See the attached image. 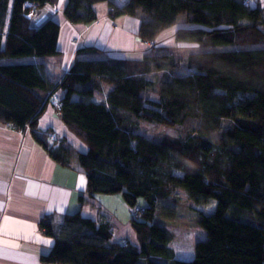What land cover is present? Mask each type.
<instances>
[{
  "label": "trees",
  "instance_id": "1",
  "mask_svg": "<svg viewBox=\"0 0 264 264\" xmlns=\"http://www.w3.org/2000/svg\"><path fill=\"white\" fill-rule=\"evenodd\" d=\"M58 1L0 0V60L60 54V23L49 19L36 27L31 20L37 9ZM243 1L67 0L64 13L73 23L94 22L95 5L106 3L112 17L141 19L144 42L186 13L192 27L177 29L178 42L235 46L190 52L186 64L193 71L186 74L177 73L173 55L155 50L141 60L76 58L58 81L39 61L0 62V123L29 128L53 159L69 166L74 149L56 131L40 134L38 128L47 106L57 109L59 95L57 111L87 146L76 154L88 197L121 194L132 210L144 207L140 217L131 213L139 245L114 241L111 223L81 211L66 214L57 227L46 217L40 226L55 244L41 255L43 262L264 264V13ZM153 72L162 77L150 78ZM105 85L106 98L96 100ZM156 85L158 98L145 97ZM189 119L195 127L185 138L157 141L138 132L142 121L175 126ZM177 188L195 204L205 232L192 259L177 258L173 231L157 220L159 202Z\"/></svg>",
  "mask_w": 264,
  "mask_h": 264
},
{
  "label": "crops",
  "instance_id": "2",
  "mask_svg": "<svg viewBox=\"0 0 264 264\" xmlns=\"http://www.w3.org/2000/svg\"><path fill=\"white\" fill-rule=\"evenodd\" d=\"M66 4L67 0H59L56 5H48V9H37L31 17L36 27L49 19L60 23V54L16 59V62H42L49 78L58 81L79 57L141 60L150 53L151 47L138 35L139 17H112L108 5L100 3L95 5L97 19L94 22L73 23L65 16ZM252 4L264 11V0H253ZM176 30L177 26L164 32L158 38L159 45H172ZM89 47L100 51H79ZM103 92L96 93V100L106 98L108 91ZM38 128L40 134L56 131L74 149L72 162L66 166L53 159L30 130L20 131L0 123V264H57L41 260V255L55 244V238L45 233L40 222L51 217L57 227L66 214L77 211L97 221L111 223L114 241L127 238L139 245L131 219L123 220L111 212V197H88L87 177L76 154L87 146L68 128L54 103L47 106ZM80 195L86 197L85 202H80ZM124 215L127 216V209Z\"/></svg>",
  "mask_w": 264,
  "mask_h": 264
},
{
  "label": "rangeland",
  "instance_id": "3",
  "mask_svg": "<svg viewBox=\"0 0 264 264\" xmlns=\"http://www.w3.org/2000/svg\"><path fill=\"white\" fill-rule=\"evenodd\" d=\"M244 2V1H243ZM48 9V6H45ZM264 13V11H263ZM187 14H181L178 23L174 26L177 29L192 27L186 21ZM173 28V27H172ZM171 29V28H170ZM169 30V29H168ZM167 31V30H166ZM166 31H163L156 40L154 41V47H151L150 53H153L154 50L157 53H170L179 63L177 68L178 74H186L193 71L186 64V57L192 51H203V50H223L227 48H234L235 46H226L220 45L217 47H202L196 44L178 42L174 35V42L172 45L165 46L161 48L158 38L164 35ZM177 31V30H176ZM176 33V32H175ZM169 48V49H168ZM159 49V51H157ZM162 49V50H161ZM148 53V54H150ZM147 54V55H148ZM81 58V57H79ZM27 59V58H24ZM2 61H8L9 59H1ZM16 62V59H12ZM162 72L150 73L148 76L150 78L156 79L162 77ZM109 85H105V91H109ZM104 93V92H103ZM101 94V93H97ZM147 98H158V86L152 87L143 92ZM195 127V122L192 119L187 120L182 125L169 126L157 122L142 121L138 128V132L144 134L145 136L152 138L154 140H161L165 136L172 138L183 137L185 138ZM28 128L25 131H29ZM21 131V130H20ZM112 198L111 200V212H114L123 220L126 218L131 219V207L124 201L121 194L108 195ZM141 204L144 203L143 200H140ZM196 206L191 201L185 191L181 188H177L170 199L159 202L158 211H157V220L164 224L168 229L173 231V242L171 243L172 247L175 249L177 258L180 259H192L195 255V242L201 238L205 237L204 230L197 223L198 213L195 210ZM127 209V216L125 217L124 211ZM124 239V238H123ZM120 241V240H119Z\"/></svg>",
  "mask_w": 264,
  "mask_h": 264
},
{
  "label": "built area",
  "instance_id": "4",
  "mask_svg": "<svg viewBox=\"0 0 264 264\" xmlns=\"http://www.w3.org/2000/svg\"><path fill=\"white\" fill-rule=\"evenodd\" d=\"M252 2H253V0H244L245 5H251ZM29 5L31 7L34 6L35 8L37 6L35 3H30V2H29ZM144 43H146L149 47H154V45H155L154 41H152V40H146V41H144ZM54 100H55V103L57 104V109L60 111V109L62 108V105H63V101L61 100L59 95H55ZM8 126H11V125L8 124ZM51 137L53 139H55L57 137L56 133L54 132ZM143 212H144V207L137 206V207L133 208L131 213L134 217H140V215H142Z\"/></svg>",
  "mask_w": 264,
  "mask_h": 264
}]
</instances>
